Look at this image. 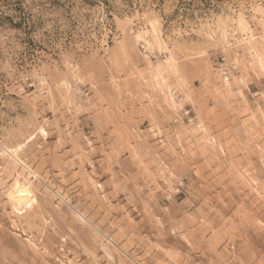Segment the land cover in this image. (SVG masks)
Instances as JSON below:
<instances>
[{"label":"rangeland","instance_id":"374dc122","mask_svg":"<svg viewBox=\"0 0 264 264\" xmlns=\"http://www.w3.org/2000/svg\"><path fill=\"white\" fill-rule=\"evenodd\" d=\"M0 264H264V0H0Z\"/></svg>","mask_w":264,"mask_h":264},{"label":"trees","instance_id":"16d2710c","mask_svg":"<svg viewBox=\"0 0 264 264\" xmlns=\"http://www.w3.org/2000/svg\"><path fill=\"white\" fill-rule=\"evenodd\" d=\"M17 3H19V2H17ZM8 21H10V20H8ZM9 23H10V26H11L12 28H19V26H20L19 23H15V24H13L12 21H10Z\"/></svg>","mask_w":264,"mask_h":264}]
</instances>
